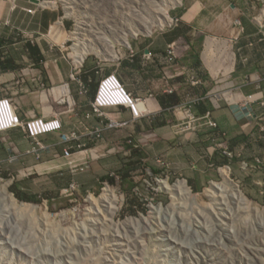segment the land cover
<instances>
[{
  "label": "rangeland",
  "instance_id": "rangeland-1",
  "mask_svg": "<svg viewBox=\"0 0 264 264\" xmlns=\"http://www.w3.org/2000/svg\"><path fill=\"white\" fill-rule=\"evenodd\" d=\"M54 1L63 12L83 14L85 21L135 22L146 29L138 39L144 43L150 29L172 24L183 0L168 7L170 22L160 6L164 0ZM235 1L241 20L264 24V0ZM17 4L0 0V25L16 24ZM159 18L165 26L150 22ZM1 39L18 40L4 26ZM240 85L237 80L228 93L237 95ZM244 87L260 90L254 84ZM228 93L215 90L211 97L218 108L203 122L188 107L190 116L174 134L168 127L158 129L165 131L160 135L149 122L117 119L110 123L117 130L107 132L98 146L80 143L72 156L64 136H41L48 148L25 157L24 172L0 176V251L13 264H50L51 249L64 264L69 250L75 264H264V94L233 105L226 102ZM211 121L219 125L217 131ZM15 185L39 200H20L11 190ZM6 187L19 203L29 204L26 211L6 201ZM175 199L183 205L173 207ZM103 212L108 222L100 221ZM161 224L168 228L165 233H158Z\"/></svg>",
  "mask_w": 264,
  "mask_h": 264
},
{
  "label": "crops",
  "instance_id": "crops-1",
  "mask_svg": "<svg viewBox=\"0 0 264 264\" xmlns=\"http://www.w3.org/2000/svg\"><path fill=\"white\" fill-rule=\"evenodd\" d=\"M16 6L21 13L16 24L3 26L16 33L18 40H0V98L12 97L23 118L61 116L63 130L52 133L64 136L73 154L80 143L98 146L107 132L117 130L110 127L117 119L149 122L160 135L165 131L158 129L168 127L174 134L190 116L188 107H194L192 117L203 122L218 108V100L211 97L215 90L223 89L226 96L237 80L242 85L237 95L228 93V104L264 94L258 75L264 79V24L261 19L241 20V6L235 0H183L174 11L181 23L150 29L144 43L138 39L146 29L135 22L95 19L83 23L74 13L63 12L53 3L40 6L35 0H18ZM171 46L176 49L174 62L168 58ZM192 71L203 79L202 84L189 82ZM113 73L140 98L139 115L129 106L95 113L100 83ZM249 84L260 90L247 91L244 86ZM170 95L180 102L164 104L162 100ZM225 118L218 120L221 125ZM67 136H71L69 141ZM42 144L22 127L0 132V176L24 172V158L48 148ZM15 187L22 195L30 194ZM0 264L13 263L9 258Z\"/></svg>",
  "mask_w": 264,
  "mask_h": 264
},
{
  "label": "built area",
  "instance_id": "built-area-1",
  "mask_svg": "<svg viewBox=\"0 0 264 264\" xmlns=\"http://www.w3.org/2000/svg\"><path fill=\"white\" fill-rule=\"evenodd\" d=\"M41 4L43 5V3ZM178 23V19L174 21V24ZM170 54L174 56V51L172 49L170 50ZM171 59H173V57ZM191 76L193 83L197 84L200 82L195 74ZM74 78L76 77L74 76ZM139 102L140 99L135 98L127 90L126 86L119 79V77L114 73L105 77L101 81L99 91L94 102V109L98 114H102L103 110L107 107L129 105L136 114H139ZM112 124L111 126H113ZM210 125L217 126V123L211 121ZM14 127H22L29 137L38 140V138L43 134L60 131L63 128V123L59 117L46 119L44 117L32 116L31 118L23 119L19 115L18 106L16 105L14 99L7 96L1 97L0 132L7 131ZM66 153L68 156H72L73 154L70 150H67ZM5 256L6 254L0 251V262L5 259Z\"/></svg>",
  "mask_w": 264,
  "mask_h": 264
},
{
  "label": "bare ground",
  "instance_id": "bare-ground-1",
  "mask_svg": "<svg viewBox=\"0 0 264 264\" xmlns=\"http://www.w3.org/2000/svg\"><path fill=\"white\" fill-rule=\"evenodd\" d=\"M160 1V0H159ZM171 2L173 3V4H177V3H179V2H181V0H164V3H163V5L161 4L160 6L162 7V8H164V11L166 12V14H165V18H166V22H170L171 20V17H170V15L168 14V7H171ZM160 8V7H159ZM89 20V19H88ZM165 21V20H164ZM150 22H152V25H155V24H158V26H159V24L160 25H164V22H161V18H159V19H152V21H150ZM84 23V22H83ZM134 25V24H133ZM156 26V25H155ZM165 26V25H164ZM136 28V27H135ZM125 33V32H124ZM125 38V37H124ZM141 107V106H140ZM229 176V175H228ZM227 183H228V181H227ZM216 187V186H215ZM227 188V189H226ZM225 189L226 190H228V187H225ZM4 195H5V197H6V199H8V200H6V201H9V203L12 205V206H14L15 207V209H18V211H20L21 213L25 210V209H27V207H28V205L29 204H27V203H19V201H18V199L14 196V194L13 193H11L8 189H7V187H6V189H5V193H4ZM215 196V195H214ZM236 196H238L237 195V193H236ZM239 197V196H238ZM241 198V197H240ZM5 200V199H4ZM102 200V199H101ZM94 201V200H93ZM96 201V200H95ZM117 201V200H116ZM105 202V201H104ZM106 202H107V200H106ZM183 204L180 202V201H177L176 199L174 200V203H173V207H179V206H182ZM104 206H108L106 203H104ZM111 207V211H113V213H115V207L113 206H110ZM106 208V207H105ZM238 209H242V208H238ZM242 211H243V209H242ZM105 212V211H104ZM102 213V214H100L99 215V218H100V221L101 220H106L107 221V216H105V215H103V214H106V213ZM235 212V211H234ZM20 213V214H21ZM234 214V213H233ZM185 217L186 216V214L184 215H182V217ZM176 217V216H175ZM230 217H232V216H230ZM229 217V218H230ZM234 218V217H233ZM185 219V218H184ZM231 219V218H230ZM99 220V219H98ZM155 220V219H154ZM100 221H99V223H100ZM129 221V220H128ZM199 221V220H198ZM108 222V221H107ZM106 222V223H107ZM110 222V221H109ZM155 222V221H154ZM162 223V222H161ZM184 227V226H183ZM33 229V228H32ZM32 229L30 230V231H32ZM166 230H168V228L166 227V226H164L163 224H161V225H159V227H158V233L159 232H161V233H165L166 232ZM179 230V229H178ZM175 231V230H174ZM177 231V230H176ZM181 231V230H180ZM183 231V230H182ZM35 232V231H34ZM44 232V231H43ZM146 233H148V232H146ZM150 233V232H149ZM177 233V232H176ZM39 234V233H38ZM161 235V234H160ZM172 235V234H171ZM93 236V235H92ZM173 236V235H172ZM159 237V236H158ZM163 237V236H162ZM161 237V238H162ZM178 237V236H177ZM149 238V237H148ZM165 238V237H164ZM174 238V237H173ZM173 238H171V242L173 241L174 242V240H172ZM176 238V237H175ZM174 238V239H175ZM169 239V238H168ZM67 240V239H66ZM69 242H70V240H69ZM69 242H68V240H67V243L69 244ZM103 244V243H102ZM100 245V244H99ZM89 246V245H88ZM67 247V246H66ZM66 247H64V248H66ZM68 247H69V245H68ZM97 247V246H96ZM63 248V249H64ZM92 248H93V244H92ZM63 249H61V250H63ZM71 249V248H70ZM90 249H91V245H90ZM65 250V249H64ZM93 250H95V248H93ZM51 252H53V257L52 258H50L49 257V261H47V262H50V264H64V260H63V262H62V259H59L58 258V256H59V252L58 251H56L55 249L54 250H50ZM60 251V250H59ZM162 251V250H161ZM68 252H70V256H69V259H65L67 262H68V264H75L76 262H77V260H75V258H74V260H73V257H72V252L69 250ZM26 253V252H25ZM43 258H45L44 257V254H40ZM69 255V254H68ZM156 256V255H155ZM41 258V257H40ZM66 258V257H65ZM35 259H37V258H35ZM42 259V258H41ZM47 259V258H46ZM137 259H139V258H137ZM153 260V259H152ZM22 261V260H21ZM34 261V260H33ZM138 261H140V260H138ZM154 261V260H153ZM158 262V261H157ZM35 263L37 264L38 263V260L37 261H35ZM143 263H145V264H147V262H143ZM17 264V263H16ZM151 264V263H150Z\"/></svg>",
  "mask_w": 264,
  "mask_h": 264
},
{
  "label": "clouds",
  "instance_id": "clouds-1",
  "mask_svg": "<svg viewBox=\"0 0 264 264\" xmlns=\"http://www.w3.org/2000/svg\"><path fill=\"white\" fill-rule=\"evenodd\" d=\"M36 1V0H35ZM41 3H43V5L41 4ZM49 3H53L55 6H58L57 5V3H58V1H54V0H50V1H48V0H40V2H37V4L38 5H40V6H46V5H48ZM59 7V6H58ZM77 15V17H78V20L79 21H85L84 20V16H83V14H76ZM175 20H177V19H175V18H173V22H172V24H170V25H173V26H176V25H179L180 23H181V21H180V19H178L179 20V23L178 24H174V21ZM173 50L174 51V56H172V54H170V50ZM173 57V59H171ZM168 58H169V60L170 61H174V60H176V49H175V47L174 46H171L170 48H169V50H168ZM114 74V73H113ZM116 74V73H115ZM186 74V73H185ZM193 74H195L196 76H197V79H199L200 80V82L199 83H197V84H195V83H193V81L191 80V78H192V76L191 75H193ZM117 76H118V74H116ZM188 75H189V82L190 83H192L193 85H200V84H202L203 83V79L197 74V73H195L194 71H192L191 73H188ZM119 77V76H118ZM119 79L121 80V78L119 77ZM122 81V80H121ZM123 82V81H122ZM101 84V83H100ZM124 84V83H123ZM125 85V84H124ZM126 86V85H125ZM127 88V87H126ZM128 90V89H127ZM129 91V90H128ZM169 91H171V92H173L174 90H169ZM130 92V91H129ZM132 94V93H131ZM133 95V94H132ZM134 96V95H133ZM6 97V96H5ZM7 97H10V96H7ZM135 97V96H134ZM136 98V97H135ZM96 99V98H95ZM138 99H140V98H138ZM95 102V101H94ZM121 106H129V105H121ZM115 107H119V106H115ZM130 107V106H129ZM107 108H110V107H107ZM95 110V109H94ZM133 110V109H132ZM134 111V110H133ZM18 112H19V110H18ZM97 113V112H96ZM134 113H135V111H134ZM98 114V113H97ZM136 114V113H135ZM139 114H140V102H139ZM139 114H136V115H139ZM19 115H20V113H19ZM208 115H210V114H208ZM208 115H206V117L205 118H207L208 117ZM21 116V115H20ZM22 117V116H21ZM32 117V116H31ZM31 117H29V118H31ZM38 117H42V116H38ZM55 117H59V116H55ZM55 117H53V118H55ZM23 118V117H22ZM44 118H46V117H44ZM60 118V117H59ZM23 119H26V118H23ZM28 119V118H27ZM46 119H51V118H46ZM62 120V119H61ZM62 123H63V121H62ZM113 123V122H112ZM111 123V124H112ZM218 124H217V126H215V127H213L214 128V130H216L217 131V129H218ZM15 128V127H14ZM12 129V128H11ZM10 130V129H9ZM63 130V128L60 130V131H62ZM4 132V131H3ZM56 132H59V131H56ZM52 133V132H51ZM46 134H48V133H46ZM43 135H45V134H43ZM42 136V135H41ZM40 136V137H41ZM39 137V138H40ZM38 138V139H39ZM68 138V137H67ZM71 139V137L70 138H68V141ZM72 151V150H71ZM72 153H73V151H72ZM7 256V255H6ZM8 257V256H7ZM9 258V257H8Z\"/></svg>",
  "mask_w": 264,
  "mask_h": 264
},
{
  "label": "trees",
  "instance_id": "trees-1",
  "mask_svg": "<svg viewBox=\"0 0 264 264\" xmlns=\"http://www.w3.org/2000/svg\"><path fill=\"white\" fill-rule=\"evenodd\" d=\"M196 57H198L197 55H196ZM167 101H165V100H162V102L165 104V102L166 103H168V105H177L180 101H179V99L175 96V95H170L167 99H166ZM15 194H16V196L19 198V199H21L22 201H33V202H37L39 199H38V197H36V196H34V195H30V194H25V195H22V194H20L18 191H17V189H16V187H12V189H11Z\"/></svg>",
  "mask_w": 264,
  "mask_h": 264
},
{
  "label": "water",
  "instance_id": "water-1",
  "mask_svg": "<svg viewBox=\"0 0 264 264\" xmlns=\"http://www.w3.org/2000/svg\"><path fill=\"white\" fill-rule=\"evenodd\" d=\"M36 2H40V0H36Z\"/></svg>",
  "mask_w": 264,
  "mask_h": 264
}]
</instances>
